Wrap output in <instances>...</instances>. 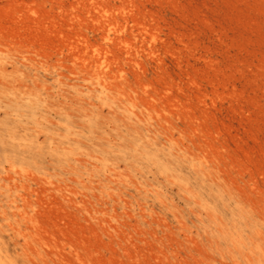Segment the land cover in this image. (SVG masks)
<instances>
[{
	"label": "rangeland",
	"instance_id": "374dc122",
	"mask_svg": "<svg viewBox=\"0 0 264 264\" xmlns=\"http://www.w3.org/2000/svg\"><path fill=\"white\" fill-rule=\"evenodd\" d=\"M0 264H264V0H0Z\"/></svg>",
	"mask_w": 264,
	"mask_h": 264
}]
</instances>
